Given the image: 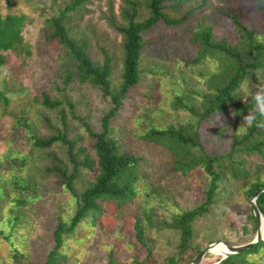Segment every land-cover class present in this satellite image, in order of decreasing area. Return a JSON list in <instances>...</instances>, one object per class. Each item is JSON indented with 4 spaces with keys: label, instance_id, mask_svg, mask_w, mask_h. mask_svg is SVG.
<instances>
[{
    "label": "rangeland",
    "instance_id": "obj_1",
    "mask_svg": "<svg viewBox=\"0 0 264 264\" xmlns=\"http://www.w3.org/2000/svg\"><path fill=\"white\" fill-rule=\"evenodd\" d=\"M69 1L0 0L1 14L26 16L21 29L23 47L4 52L5 59L0 64V91L7 100L0 99V183H9L14 174L29 176L35 183V193L9 187L0 199V264H43L53 246L56 219L67 222L75 204L61 178L44 171L45 166L57 161L69 166L65 146L54 143L37 148L30 133L39 137L54 134L63 112L67 136L76 138V144L92 156V138L76 116L83 117L97 131L100 117L109 106V97L90 82H79L73 77L66 84L61 82L64 67H72L63 44L51 37L47 20ZM136 1L134 18L140 19L147 14L146 0ZM124 6V0H86L80 8L68 11L63 21L68 34L83 41L92 61L100 62L102 54L107 55L112 88L120 81L123 52L121 32L113 23L125 22ZM162 8L164 16L182 20L177 24L159 20L142 33L138 80L110 120V134L118 149L137 158L135 196L120 204L102 200L100 210L94 214L95 223L83 217L64 238L60 252L65 259L60 264H105L109 250L113 252L114 264H132L134 260L135 264H161L173 256L176 264H188L212 242L238 244L254 234L247 191L251 181H264V145L262 152L235 151L233 160L224 157V174L217 183L216 198L206 213L192 221L189 246L178 250V230L167 223L180 211L202 201L209 178L200 164L185 173L175 169L173 153L146 138L145 133L150 128H189L197 133L205 152L225 154L232 135L246 131L244 117L254 107V103L244 106L251 98L242 97L240 85L245 81L250 86L264 83V63L238 83L231 104L202 117L199 113L204 96L213 91L209 83L217 79L221 64L218 56L208 52L200 55L207 48L193 37V32L209 26L210 42L224 37L238 43L230 15L235 14L253 29L256 37L264 34V16L255 0H165ZM42 92L49 98L61 99V104L55 108L42 106ZM65 99L73 101V112ZM17 116L23 117L30 130L15 124ZM192 150L198 151L195 147ZM23 156V163L17 166ZM239 157L243 158L246 171L233 176L230 164L233 161L237 165ZM94 173L95 166H80L72 188L80 191L93 180ZM134 218L141 226V240L134 234ZM244 258L253 264H264V247L245 253ZM219 260V255L207 252L198 264H217Z\"/></svg>",
    "mask_w": 264,
    "mask_h": 264
},
{
    "label": "trees",
    "instance_id": "obj_2",
    "mask_svg": "<svg viewBox=\"0 0 264 264\" xmlns=\"http://www.w3.org/2000/svg\"><path fill=\"white\" fill-rule=\"evenodd\" d=\"M86 0H70L65 3L56 16L47 20L51 37L56 38L65 48V56L72 69L64 67L61 82L66 84L72 77L79 82L88 81L100 89L103 95L109 97V106L100 117V130H93L83 117L76 116L84 126L86 133L92 138V156L85 151L84 147L76 144V138L67 136V124L65 114L60 112V127H54L55 133L46 137H39L30 133L32 144L37 148H47L54 143L65 146V152L69 166L62 161H57L52 166H45L46 173L53 172L61 178V183L65 185L75 198L73 210L66 221L56 219L55 227L52 231L53 246L46 254L43 264H60L65 259V254L60 252L64 238L70 234L83 217H88L91 223H95L94 214L100 210L102 200H114L120 204L130 200L135 196L133 182L137 178L136 164L137 158L127 151H120L115 138L110 134V120L119 109L127 91L136 84L139 77L138 58L143 45L142 33L152 27L157 21L162 20L165 24H177L182 20L168 18L162 13V2L165 0H146L147 14L140 19H135L137 10L136 0H124L125 6L122 13L125 17L123 24L113 23V26L121 32L122 48L120 65V81L116 87L110 85L109 74L111 66L105 53L102 54L100 62H94L86 53L83 41L76 40L68 34V27L63 24L67 18V12L78 9ZM178 1V0H171ZM205 2V0H201ZM255 6L264 16V0H255ZM26 16L22 13H0V64L4 62L6 51H14L23 47V37L21 29ZM230 18L235 26V32L239 38L237 42H231L219 37L215 42L209 41L211 27L200 28L193 32V37L203 43L200 55L210 53L218 56L220 67L217 72V79H212L209 87L213 91H208L204 96L203 109L199 113L205 117L217 109H224L227 104L233 101V91L238 83L248 74L260 67L264 62V34L256 37L253 29L249 28L239 18L232 14ZM216 80V81H215ZM39 103L47 108H55L62 102L58 98H49L45 93H41ZM0 99L6 102V97L0 91ZM70 112H73L74 103L70 99H65ZM254 102L250 99L245 107H251ZM190 111L192 109L188 107ZM73 116L74 113H72ZM50 125L49 120H46ZM16 125H22L27 130L30 126L24 121L22 116H17ZM264 117L256 116L255 121L248 125L246 131L240 135L234 133L231 137L230 148L225 154H211L205 152L198 142L196 132H190L189 128H174L169 126L165 129L150 128L145 137L165 146L173 153V167L181 173H185L197 164H200L204 172L208 175L207 186L204 189L202 201L190 209L180 211L179 214L167 223L169 227L178 230V250H183L189 246L192 238V221L206 213L208 207L216 198L215 189L218 181L222 178L225 165L224 157L233 160L232 153L235 151L249 153L251 151L262 152L264 145ZM197 148V152L192 148ZM24 156L20 157L17 166L23 163ZM243 158H238L237 165L231 161V173L233 176L243 175L246 171ZM93 168L95 173L93 180L80 191L72 188V179L78 174L79 167ZM264 186V181L255 179L248 186V193ZM12 187L14 190H32L35 193V183L31 177L22 178L14 174L9 183H0V199L6 190ZM21 187V188H20ZM23 191V190H22ZM255 203L264 219V191L257 193ZM253 230H255V220L251 213ZM133 227L135 236L140 239L141 226L138 219L134 218ZM143 243V242H142ZM264 247V238L252 244L242 251L231 253L217 264H253L244 258V254L256 251L258 247ZM215 255H221L217 251ZM212 254V253H211ZM174 256L168 259L167 263L176 264ZM249 262V263H248ZM115 259L112 250L107 252L105 264H114ZM132 264H135V260Z\"/></svg>",
    "mask_w": 264,
    "mask_h": 264
},
{
    "label": "water",
    "instance_id": "obj_3",
    "mask_svg": "<svg viewBox=\"0 0 264 264\" xmlns=\"http://www.w3.org/2000/svg\"><path fill=\"white\" fill-rule=\"evenodd\" d=\"M260 191H264V186L258 187L249 196V204H250L251 212H252L254 220H255V231H254L252 238L246 242L238 243V244H227L223 240L212 242V243L208 244L207 246H205L204 248H202L200 251H198L188 264H198L199 261L201 260V258L204 256V254L210 251V249L212 248V245L214 243L220 242L225 246V250L223 252H221V255H219L220 260H221L223 257H225L231 253H236V252L242 251L246 248H249L252 244H254L258 240L263 238L264 219H263V217H262V215H261V213H260V211H259V209L255 203V197H256L257 193Z\"/></svg>",
    "mask_w": 264,
    "mask_h": 264
},
{
    "label": "clouds",
    "instance_id": "obj_4",
    "mask_svg": "<svg viewBox=\"0 0 264 264\" xmlns=\"http://www.w3.org/2000/svg\"><path fill=\"white\" fill-rule=\"evenodd\" d=\"M240 90L244 94L243 98L250 97L254 102L253 111L244 117L246 124L251 125L255 121L256 116L264 117V83L250 86V82L245 81L241 83Z\"/></svg>",
    "mask_w": 264,
    "mask_h": 264
},
{
    "label": "bare ground",
    "instance_id": "obj_5",
    "mask_svg": "<svg viewBox=\"0 0 264 264\" xmlns=\"http://www.w3.org/2000/svg\"><path fill=\"white\" fill-rule=\"evenodd\" d=\"M225 250V246L220 243V242H217V243H214L212 245V248L210 249V251H217V252H223Z\"/></svg>",
    "mask_w": 264,
    "mask_h": 264
}]
</instances>
